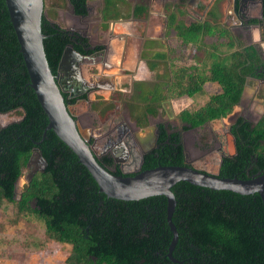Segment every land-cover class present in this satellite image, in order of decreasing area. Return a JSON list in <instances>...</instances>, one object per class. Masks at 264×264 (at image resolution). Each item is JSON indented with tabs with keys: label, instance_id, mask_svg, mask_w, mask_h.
<instances>
[{
	"label": "trees",
	"instance_id": "obj_1",
	"mask_svg": "<svg viewBox=\"0 0 264 264\" xmlns=\"http://www.w3.org/2000/svg\"><path fill=\"white\" fill-rule=\"evenodd\" d=\"M90 0H44L41 32L43 47L53 74L66 46L89 55V41L70 35L55 23L58 10L69 3L74 15H87ZM99 15L106 30L113 21L134 20L145 23L146 5L128 0H102ZM168 30L183 45L204 44L206 38L226 40L208 45L210 49L195 57L196 64L171 71L163 52L145 53L148 69L156 72L152 84L136 83L129 100L117 93L112 101L98 99L91 106L101 121L125 101L130 117L141 127L149 117L159 115L168 101L191 99L207 84L220 92L212 95L196 111L183 110L177 118L181 131L161 127L158 148L144 156L141 171L158 166H185L181 132L224 120L241 101L248 79L264 81V59L254 46L238 42L223 26L192 23L183 28L171 14ZM148 41L145 48H152ZM207 47L205 44L203 48ZM65 103L75 99L63 94ZM13 112L20 119L0 128V264L16 255L42 254L50 245L68 246L63 264H264V204L259 194L239 195L211 190L187 182L175 184L171 191L176 205L171 221L177 242L170 252L173 234L167 222V201L153 196L138 201L108 198L76 155L51 130L48 119L29 85L19 45L5 0H0V114ZM163 113V112H162ZM234 154L221 157L219 178L248 180L264 174V115L255 123L238 117L230 126ZM45 161L15 194L16 183L25 175L33 151ZM112 171V159H98ZM188 166L193 167L188 164ZM195 168V167H193ZM205 171V170H203ZM208 172V171H206ZM23 228L14 234L6 228ZM169 253L171 258H169Z\"/></svg>",
	"mask_w": 264,
	"mask_h": 264
},
{
	"label": "water",
	"instance_id": "obj_2",
	"mask_svg": "<svg viewBox=\"0 0 264 264\" xmlns=\"http://www.w3.org/2000/svg\"><path fill=\"white\" fill-rule=\"evenodd\" d=\"M5 5L29 77V85L48 119L45 131H53L57 138L76 155L79 163L87 169L96 182L99 192L108 198L138 201L153 196H164L167 201V222L173 234L170 252L177 242V233L171 221L176 205L171 189L175 184L187 182L193 186L217 191H230L239 195L257 193L264 204V174L256 175L248 180L219 178L210 172L190 167L186 163L185 166H158L138 171L133 175H126L124 172L121 175H115L100 165L98 156L85 138L70 106L65 103L63 94H70V98L79 96L78 92H82V82L78 77L79 65L84 60L101 59L104 52L100 51L85 56L77 53L72 45H68L62 53L56 74H53L45 56L43 47L45 36L41 32L44 0H5ZM71 10L74 13L72 8ZM146 152L144 151V153ZM33 156L38 158L41 163L39 171H43L45 161L37 150L33 151L28 166ZM36 172L34 171L29 176L28 181ZM18 182L14 189L17 196L20 194L17 191ZM169 258H171L170 253Z\"/></svg>",
	"mask_w": 264,
	"mask_h": 264
},
{
	"label": "flooded vegetation",
	"instance_id": "obj_3",
	"mask_svg": "<svg viewBox=\"0 0 264 264\" xmlns=\"http://www.w3.org/2000/svg\"><path fill=\"white\" fill-rule=\"evenodd\" d=\"M154 2L159 4V6L161 5V12L163 13L165 11V7L170 1L155 0ZM180 11L181 13H183V16L187 15L188 18L192 19V22L190 24L206 23L210 24L211 26H223L231 33V35L236 38L238 42H241L243 45L254 46L259 52L264 50V0H188L186 3V11H183L182 9ZM87 15L84 17H87ZM125 22L128 23L129 21ZM131 22L135 24V27L132 25L133 36H127L122 40L114 39L113 41L111 40V33H109L108 30L109 26L111 25L113 29L111 30L113 32L116 27V23L113 21L109 22L107 29L104 30L103 26L106 23H103V21L101 20V24L99 23L100 34L108 32V39L104 43L91 44L89 40L90 34H88V32L86 31H69L71 36L77 35L83 38H87L89 41L88 49L92 47V50H94L96 47H101L100 50L94 51L93 53L100 51L104 52V54L101 56L102 60L97 58H94L93 61L84 60L83 62H81L82 64L79 65L80 67L78 77L82 82V92H78L79 96L77 97H71L74 98L75 101L69 106H73L75 109L74 113H76L74 114L72 110L71 112L73 116L78 120L81 130H83L85 134V138H87L89 145L93 147L96 155L98 156V159H101L103 157L111 158L113 166L109 167V169H111L112 171L119 170L120 173L124 172L126 173V175H133L138 173V171H141L142 164L144 162V156L150 154L158 148L159 141L162 135L160 129L161 127L166 129L167 133H170V131H168V128L173 129L174 131L176 130V128L172 124L160 118L161 113L164 112L163 108L159 110V115H157L156 117H149L148 124L145 127L139 126L137 122L131 119L128 107L125 103L124 105L126 106L127 117L125 114L119 115L117 109L109 112L105 119L101 121L98 117V114L96 113L98 121H101V123L108 122L106 125L107 128H105L104 130V125L101 126L99 123L98 126L97 124L96 126L94 125L95 127L93 126V123H95L93 118L96 119V117L94 116L95 114L91 106L93 105V103H95L94 101L96 100V98H101L106 101H112L117 93H121L124 95V97L128 96V98L130 99V96L132 95V88L134 87V85L136 83H148L146 80H148L149 74L152 73V71L148 69L147 61L143 57H141L142 53L145 52L144 46L146 44V41L143 37L146 34V26L149 22L147 21V23H139L138 21L136 22L134 20H131ZM121 29H124V26H120L118 28V31H120ZM121 33L124 32L121 31ZM130 42L134 43V45H137L138 42H141V47L140 49H138L139 51L134 47L131 48ZM119 48H122L121 52L119 51ZM93 53L89 55H92ZM128 54L131 57L132 55L134 56V61H128ZM98 60H100V63L97 62ZM104 62L105 65L103 64ZM85 63L88 65L84 67V70L83 64ZM107 63H110L111 68H108L109 65ZM92 67H96L95 69L97 70V72L112 71L116 76L114 78H121L126 75L129 76L130 72L134 73V75H131L132 77H130L131 81L129 83V90L127 91L120 88L118 89L115 83L108 85L105 83V80L104 84H102L103 87L101 90V85H99L98 82L96 83L94 81H88L87 74L91 76V74L89 73V69ZM113 115L119 116L120 120L117 122H113ZM237 118L238 117L234 119L233 123ZM10 123H6L4 126H7ZM182 126L183 124H181V128ZM230 126L228 128L227 134L233 140V137L229 132ZM176 131H181V129ZM190 131H184L181 132V134H185ZM181 143H184V139H182V137ZM96 148L99 149V152H96ZM144 151L147 152L144 153ZM233 154H221V156H231ZM141 157L143 159L142 161ZM187 157L188 155L185 153L186 163H188ZM189 165L192 166V164Z\"/></svg>",
	"mask_w": 264,
	"mask_h": 264
},
{
	"label": "rangeland",
	"instance_id": "obj_4",
	"mask_svg": "<svg viewBox=\"0 0 264 264\" xmlns=\"http://www.w3.org/2000/svg\"><path fill=\"white\" fill-rule=\"evenodd\" d=\"M155 0H128L131 6L134 5H147L149 7L150 13L148 15L147 21L149 22L146 27V35L143 37L144 39H152L156 40L155 45H153L151 51H159L165 52L168 60L170 61L169 66L171 65V71H175L183 66L195 65L196 60L195 57L200 55L201 52L199 50L206 52L209 48L208 45L212 43L225 42L226 40H220L217 38H206L204 44L200 43L198 45H183L181 41H178L175 36V31H167L166 25L171 24L169 19L166 18V15L169 18L172 15L176 16L175 24L181 27L180 32H184L183 28L192 22L191 18H188L187 15L183 16L181 13V9L186 11V3L188 0H169L170 2L167 4L165 11V18L160 19L159 16L155 15L161 12V7L159 4L154 2ZM48 2V0H46ZM154 2V4L152 3ZM102 0H90L87 3V17H77L72 13L71 7L69 4H66V7L62 10H58L57 19L55 23L61 25L67 31H86L90 34L89 40L91 44L104 43L108 39V32H112L111 25L108 32L100 34V15L99 9L102 7ZM146 21V23H147ZM162 21V22H161ZM161 22V24H160ZM141 23V22H140ZM143 24V23H142ZM159 29L157 30L158 26ZM116 26V25H115ZM168 26V25H167ZM133 27V26H132ZM157 27V28H156ZM118 30V26L115 27ZM145 28V27H144ZM142 28V29H144ZM121 31V30H120ZM144 35V33H143ZM89 36V35H88ZM101 39V40H100ZM111 40L114 41V37L111 36ZM112 41V42H113ZM133 42V41H132ZM131 43V42H130ZM207 47L203 48L204 45ZM135 48L136 50L140 49L141 42H138L137 45L131 43V48ZM203 52V53H204ZM150 53V52H149ZM201 53V54H203ZM262 58H264V50L260 52ZM108 68H111L110 63ZM88 64H83V68ZM96 67H92L89 69L88 81H94L100 78V73L95 69ZM85 70V68H84ZM109 76L107 78H103L105 83L111 85L113 83L116 84V87L123 90H129L130 81L134 75V73L129 74V76L124 77H116L112 71H105ZM159 74L164 73V68L160 67L158 71ZM94 73V74H93ZM112 75V77H111ZM90 76V77H89ZM156 80V73H151L148 76V84L154 83ZM111 87V86H110ZM220 92L219 87L216 84H207L203 91L191 99H178L173 101H168L163 107V113H161L160 118L168 121V123L172 124L176 130L181 129V124L177 118V115L183 110H189L191 112L196 111L198 108L204 105V103L214 94ZM128 95V94H126ZM122 99L129 100L127 97H121ZM96 98L94 101L96 103ZM83 103V102H82ZM125 101H121L118 106L119 115L127 114L126 106L124 105ZM81 108V107H80ZM70 109L75 111L74 107L71 106ZM161 112V111H160ZM76 113V112H75ZM74 113V114H75ZM93 118L94 122L93 126L98 123L102 126L103 129L107 128V123H101L98 121L97 114L94 112ZM264 115V82L257 81L253 79H248L247 85L244 89V93L242 95L241 101L233 110V112L224 120L215 121L209 124H206L202 128L194 129L188 133L181 134L182 139H184L185 153L188 155L187 160L189 164H192L193 167L208 171L212 174L216 173V169L218 167L219 161L221 159V154H233V140L227 134L229 126L233 123L236 117H244L247 120L255 123ZM113 122H117L120 120L119 116L113 115ZM127 117V115H126ZM20 117L15 113H9L7 115H0V127L4 126L6 123L14 122L19 120ZM108 121V120H106ZM94 126V127H95ZM100 132V131H99ZM96 152H99V149L96 148ZM41 168V163L33 156L31 163L27 167L25 175L19 180L17 191L20 192L23 184L28 182L29 176L34 171H39ZM23 228L22 225H19L17 228H6V233L14 234L17 230ZM69 250L68 246H51L49 247L48 252H44L42 254H32V255H16L12 260L5 261V264H63L64 259L66 258L67 252Z\"/></svg>",
	"mask_w": 264,
	"mask_h": 264
},
{
	"label": "crops",
	"instance_id": "obj_5",
	"mask_svg": "<svg viewBox=\"0 0 264 264\" xmlns=\"http://www.w3.org/2000/svg\"><path fill=\"white\" fill-rule=\"evenodd\" d=\"M153 4H154V2H152ZM147 6V5H146ZM161 6V5H160ZM167 7V6H166ZM165 7V8H166ZM155 15H157V16H159V18H160V16H161V18L160 19H163V18H165V14H163L162 12H160V13H158V14H155ZM168 15H166V18L168 19ZM129 22L128 23H126L125 21H116L115 23H116V26H118V27H123L124 26V29H121V31L122 32H124V33H121V31H118V30H116V28L114 29V31L113 32H111V36L112 37H114V39H116V40H118V39H120V40H122V39H124L125 37H131V36H133V32H132V25L134 26L135 24L134 23H132L131 22V20H128ZM121 22H124V23H121ZM137 22V21H136ZM162 22V21H161ZM161 22H160V24H161ZM101 24V23H100ZM100 24H98L99 26H100ZM168 25V24H167ZM166 25V29H167V31H168V26ZM135 27V26H134ZM159 27L161 28V26L159 25L158 26V28H157V30L159 29ZM147 29H148V27H147ZM146 35V34H145ZM177 40H178V38H177ZM145 41H146V43L148 42V41H154L155 43H156V40H152V39H145ZM179 41V40H178ZM121 49L122 48H119V51L121 52ZM151 49L152 48H145L144 50H145V52L144 53H142V55H143V57H144V54L145 53H149L150 52V56H152V54L151 53H155V52H158L159 53V51H151ZM139 51V50H138ZM163 53H165V52H163ZM134 56L132 55V57L128 54V61H131V60H133L134 61V58H133ZM142 57V56H141ZM118 58V57H117ZM101 60H102V58H101ZM145 60L147 61V57L145 58ZM98 63H100V60H98L97 61ZM104 65H105V62L103 63ZM170 64V63H169ZM109 76V74H107L105 71H103V72H101L100 73V78H98L97 80H94V82H98L99 83V85H101V90H102V87H103V85L102 84H104V79L103 78H107Z\"/></svg>",
	"mask_w": 264,
	"mask_h": 264
}]
</instances>
